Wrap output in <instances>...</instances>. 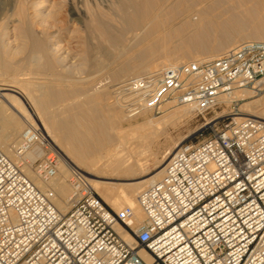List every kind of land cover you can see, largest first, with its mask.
I'll return each mask as SVG.
<instances>
[{
    "label": "built area",
    "instance_id": "2783aa9c",
    "mask_svg": "<svg viewBox=\"0 0 264 264\" xmlns=\"http://www.w3.org/2000/svg\"><path fill=\"white\" fill-rule=\"evenodd\" d=\"M243 90L264 92V41L130 78L115 96L137 119L160 114L169 102L207 114ZM36 147L44 154L31 167L50 181L60 154L40 126L26 127L14 154L21 160ZM29 164L0 149V264H264L262 120L235 118L201 142L182 145L162 180L139 193L140 222L131 207L109 208L91 179L73 167L71 209L62 214L52 192L39 189L23 171Z\"/></svg>",
    "mask_w": 264,
    "mask_h": 264
},
{
    "label": "bare ground",
    "instance_id": "6f19581e",
    "mask_svg": "<svg viewBox=\"0 0 264 264\" xmlns=\"http://www.w3.org/2000/svg\"><path fill=\"white\" fill-rule=\"evenodd\" d=\"M0 2L25 1L0 0ZM37 4L34 7H37ZM110 5V13L94 12L85 28L89 50L98 53L101 59L104 57L106 60L95 58V55L91 59L92 67L95 71L96 69L101 71L103 67L106 69L107 65H104L108 62L107 68H111L113 79L120 81L118 86L130 77L158 72L164 67L180 66L191 60L197 62L219 57L226 52L221 46L225 41L230 45L236 41H264V0H115ZM20 8L21 11H18L20 33L34 38L33 41L31 40L33 52L24 63L25 68L19 67L20 73L18 74L19 70L16 71V77L13 73L12 78H15L0 85V129L6 132L3 138H0V149L13 161L18 162L13 145L19 137L18 133L25 126H40L46 132L49 142L58 145L63 152L64 158L60 160L56 177L50 181H43L33 171L31 163L44 154L41 147L33 149L19 162L30 163L23 168V171L39 189L52 192L53 201L62 214L71 209L70 171L73 167L78 168L91 179L95 190L105 203L119 210L122 207H131L136 212V221H142L144 216L137 202L140 190L145 185L149 186L162 180L167 164L182 147L183 142L168 148L163 147V159L155 163L156 173L150 178L126 184V187L118 193L111 183L102 181L103 174L136 176L149 173L151 161L158 159L157 150L152 144L159 142L161 138L164 140V146L169 143L167 131L162 129L157 134L152 128L163 127L168 119L173 122L182 117H189L193 109L179 107L181 110H178L179 108L175 107L177 111L175 109L170 111L165 121L161 118V120L146 119L141 125L133 126L132 118L124 115V107L116 96L114 98L117 103L111 105L106 100L109 97H107L108 91L102 90L103 87L102 91L91 93L92 84H88L91 82L90 79L80 76L79 82L82 86L76 84L70 87V90H65L60 84L65 73L63 72L64 75L61 76L58 74L60 71L58 73L53 71L56 64L66 66L65 60L56 55L58 47L49 46L45 41L34 37L35 27L39 24L44 25L46 15L36 9L35 13L30 15L22 5ZM92 39L98 40L96 46L90 44ZM42 59L44 64L40 65ZM7 62L3 60L0 48V64L4 67L2 70L9 68ZM67 67H64L66 71ZM31 76L44 82H38L33 89L29 87L32 90L25 92L24 83L27 82L26 79L30 80ZM78 95L84 96V102H72L64 107V98H69L68 96L74 98ZM249 95V90H243L223 100L232 103L235 100H246ZM165 106L169 109L175 104L169 102ZM165 110L167 111L166 108ZM145 115L146 113L142 117ZM237 116V120L252 117L264 121V96L255 103H248L244 113ZM133 143H136L140 149L137 153L140 157L136 160L133 155L125 153L128 146ZM156 146L157 144L155 148ZM116 230L127 243L135 246L134 240L122 227L117 226ZM140 255L149 260L144 252Z\"/></svg>",
    "mask_w": 264,
    "mask_h": 264
},
{
    "label": "rangeland",
    "instance_id": "374dc122",
    "mask_svg": "<svg viewBox=\"0 0 264 264\" xmlns=\"http://www.w3.org/2000/svg\"><path fill=\"white\" fill-rule=\"evenodd\" d=\"M22 1H25V2H20L21 4L19 2H0V27H1L0 28V31H1L0 32V44H1L0 48H1L2 53H3V60H7L8 61L7 64L10 65V66H8L9 68H7V69L5 68L6 70H2V69H4V67H3V65L0 64V66H1L0 70L2 71V72L0 71V76H1L0 77V80H1L0 85H3L4 83H6L5 81H7V80L15 78L17 75L16 71L19 70V72H18V74H19L20 69L25 68L24 63L26 62L27 59L30 58L31 53L33 52L31 40L33 41L34 38L32 36H27L23 33H20V29H19L20 28V18H19L20 16L18 14L19 13L18 11H21L20 6L22 5V7L25 10L27 9L26 11L28 14H30V13L33 14L37 10V11L44 12V14L47 17L46 21L44 22V25L40 26V24H39L40 27L39 26L35 27V36L34 37L37 39L45 41L49 46L55 45L58 47V52H56V55H59V58L61 57V59L65 60L66 66L56 64L53 71L55 73H58L60 71L58 74H60L61 76H63L65 73V75L62 77L63 79H61V82H60L61 86L64 87L65 90H70L71 89L70 87H73L76 84H77V86H82V85H80L81 82H79V81H81V80L79 78H80V76H82V78L86 77V79H88V80L90 79V81H91L88 84H90V83L92 84V85H90L91 86L90 87L91 93H93V92L98 93L99 91H102V90L105 91V89H106L108 91V92L106 91L107 97L108 96L110 97V98L108 97L106 99L107 103H109L111 105L117 103L116 102L117 100L114 97L116 95L115 90L118 87L117 84L120 81L117 82L113 79L111 68H107V66L109 64L108 62H106V64L104 65V66L107 65L106 69H105V67H103L101 69V71L98 69H96V71H95L94 67H92V65H91L92 64L91 63L92 57H94L96 55L95 58H99V59H101V58L99 57L98 53H94V52H91L89 50L88 38H87L88 34L86 33L87 31L85 28V25H87L89 18L91 17V15L94 12L102 11L105 13H110L109 12V8L111 7L110 4L112 2H115V0H44V1L43 0H33V1L32 0H22ZM33 2L35 4H33ZM36 4H37V7H34ZM23 8H22V10H23ZM29 8H30L31 12H30V10H28ZM49 16L50 17L52 16V17L50 18ZM56 25H57V27H56ZM37 29H38V32L40 34L37 32ZM93 40H95V39L90 40V44L92 46L93 45L96 46L98 44V40H95V41H93ZM242 42L243 41L236 42L232 48H234L235 46L239 45ZM2 43H3V45H2ZM26 43H29L30 45L26 44ZM26 45H29V46H27V48H25ZM106 47L109 49L108 44H106ZM4 48H5V50H4ZM232 48H230V49H232ZM230 49L228 48L226 50V52L229 51ZM15 51H16V53H15ZM8 52H10V53H8ZM61 52H63V53H61ZM226 52H224L223 54H225ZM11 53H13V54H11ZM222 55H220V56H222ZM216 58H218V57H216ZM216 58H214V59H216ZM101 60L104 61L105 58L102 57ZM43 62H44V60L42 59V63L40 61V65H43L44 64ZM189 62H194V61L191 60ZM19 67H21V68H19ZM64 67H67V71ZM91 67L94 70L91 69ZM112 67H115V66H112ZM10 70H11V72H8ZM4 71H6V72H4ZM97 71H99V72L97 73ZM15 72H16V74H15ZM67 72H69V73H67ZM13 73H14L15 77L12 78ZM4 74H6V75H4ZM35 77H42V76H35ZM20 78L22 79L23 77H20ZM130 78H132V77H130ZM26 80H27V82L25 81V83H24L25 87L23 86L26 89V91H25V89L22 88L25 92L32 90L34 85L37 84L38 82L39 83L44 82L42 79H35L34 76H31L30 80L29 79H26ZM33 82H34V84L32 85ZM110 82H112L113 84ZM62 83L64 85H62ZM97 84H98V86H97ZM66 86H67V88H66ZM29 87H31L32 89ZM102 87H103V89H102ZM8 93H11V92H8ZM78 96L77 97L74 96V98L72 96H68L69 98H64V103H63L64 107L66 108V104L68 105L72 102H75V103L84 102V96L83 97H82V95H78ZM263 96H264V92L262 94H259L256 96L253 91H250V95L248 96V98L246 100H240L238 103H228V102H225L224 100H222L220 105L210 113L198 114L196 111L193 110L194 112L191 111V114L189 117H182V118H180L181 120L178 118L179 120L176 119V120H173V122H172V120L167 118L169 116L167 114L170 111L171 112L174 111L173 109H175V107H176V109H178L181 106H174L173 108L168 109L167 108L168 106L164 105L160 114L148 112V113H146V115L144 117L141 116V118H137L136 120L132 119L133 121H132L131 125H133V126H135L137 124L141 125V123H143L146 119L156 120V118H157V120L162 119L164 121L168 119L169 121L165 122L166 123V124H164L165 126L164 125H163V127L157 126V127H154L155 130H154V128H152V129L157 134H159V132H161L162 129L167 131L169 133V139H168L169 143L166 146H164L163 145L164 140L161 138V140L159 142L157 141L156 143L154 142L152 144L154 149L157 150V158L158 159L151 161V164H150L151 170L149 171L150 174L147 173L146 175H136V176L135 175H132V176H119L118 175L117 176V175H113V174H110V175L109 174L108 175L103 174L104 179H102V181L111 183L112 187L114 186L115 192L118 193L122 189H124V187H126L125 185L128 183H132V182H135L138 180L150 178V176H152L156 173V171L154 170L156 167L155 163H157L158 161H161L163 159V156H162L163 150H164L163 147L168 148V147L174 146L175 144H178L180 142H183L182 145H185V144L195 145V144L201 142L203 139L209 137L212 134L213 130L221 129V128L225 127L233 119L238 118L237 114H243L244 110L246 109V105L248 103H255V102H257V100L261 99ZM165 108L167 109V111L165 110ZM182 109H185V108H182ZM178 110H181V108H179ZM123 112L125 113L124 115H127L125 109ZM163 118H166V119H163ZM168 122H171V123H168ZM26 127L27 126H25L20 131V133H18V135L20 134V136H21V134L26 129ZM126 127H129V126L126 125ZM5 133H6L5 130L0 129V135L1 136H3ZM18 140H20V137L15 141V143H13L14 146L19 142ZM156 144H157V146L155 148ZM158 145H159V147H158ZM52 147L54 149H56L57 152H59L60 160L62 158H64L63 152L61 151V148H59L58 145L53 144ZM65 148H66V145H65ZM65 150H67V148ZM64 152L67 153V151H64ZM139 152H140L139 147L137 146L136 143H133L130 146H128V149L125 153H128V155H130V154L133 155L135 160H136L137 158L140 157L139 154H137ZM40 158H38L36 161H38ZM19 161L20 160H18V162ZM25 167H26V165H25ZM93 173H95V171H93ZM147 186L148 185H145L143 187V189ZM143 189H141L140 192ZM100 197L102 198L101 195H100ZM102 200L104 201L103 198H102ZM107 205L109 208H111L115 212H119L120 210H122L124 208V207H122L119 210V209L112 208L109 203Z\"/></svg>",
    "mask_w": 264,
    "mask_h": 264
},
{
    "label": "crops",
    "instance_id": "0c3cea01",
    "mask_svg": "<svg viewBox=\"0 0 264 264\" xmlns=\"http://www.w3.org/2000/svg\"><path fill=\"white\" fill-rule=\"evenodd\" d=\"M236 42H237V41H236ZM236 42H234V43H236ZM234 43H233V45H232V44L230 45V43H228L227 41H225V42H223V43L221 44V46L224 47V48L227 50L228 48L230 49L232 46H234ZM18 136L20 137V135H18ZM19 137H18V138H19ZM0 138H3V136L0 135Z\"/></svg>",
    "mask_w": 264,
    "mask_h": 264
}]
</instances>
